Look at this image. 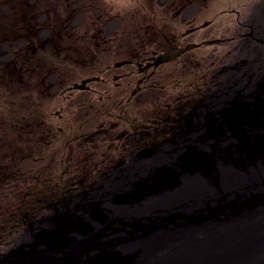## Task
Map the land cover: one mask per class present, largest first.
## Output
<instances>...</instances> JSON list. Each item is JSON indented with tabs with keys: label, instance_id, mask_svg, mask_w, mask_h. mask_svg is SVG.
Returning <instances> with one entry per match:
<instances>
[{
	"label": "rangeland",
	"instance_id": "1",
	"mask_svg": "<svg viewBox=\"0 0 264 264\" xmlns=\"http://www.w3.org/2000/svg\"><path fill=\"white\" fill-rule=\"evenodd\" d=\"M185 1L198 25L177 14L182 0H0V42L12 46L8 63L0 62V254L75 208L103 197L113 199L118 179L147 167L131 169L134 164L126 163L131 171L119 170L123 167L119 162L137 149L128 137L135 134V123L142 127L136 128L137 133L153 129L152 134L166 140L162 151L180 147L172 142L182 131L178 125L187 123L184 115L194 110L202 115L225 93L227 80L217 76L221 68L237 67L233 73L239 83L247 74L256 81L264 75V0ZM76 13L85 17L74 26L71 18ZM113 18L122 20L124 36L119 44L129 51L141 49L143 61L151 56L165 59L147 71L153 75L146 83V95L132 97L127 91L135 86L134 80L143 79L141 74L133 77L131 86L89 83L90 77L102 74L109 57L97 46L102 43L75 29H103ZM42 29L50 32L38 40ZM25 40L28 46H16ZM24 60L34 74L25 84V72L18 69ZM116 72L125 73L112 69ZM85 79L92 90L79 88ZM73 84L79 89H69ZM238 92L247 96L251 89L243 86ZM7 103L28 111L32 122L8 120ZM160 106L165 110L169 106L174 113L149 128L160 118L155 113ZM89 135L91 140H85ZM143 135L142 142L149 141ZM47 199L54 205L41 211ZM37 200L42 206L31 217L30 204L40 205Z\"/></svg>",
	"mask_w": 264,
	"mask_h": 264
},
{
	"label": "bare ground",
	"instance_id": "2",
	"mask_svg": "<svg viewBox=\"0 0 264 264\" xmlns=\"http://www.w3.org/2000/svg\"><path fill=\"white\" fill-rule=\"evenodd\" d=\"M259 78L250 76V95L237 92L224 100L197 121L193 137L160 157L165 173L149 170L151 163L147 172L144 167L120 182L111 195L121 194V200L108 202L104 214L106 223L133 222L128 226L133 232L138 224H159L176 213L190 219L140 232L104 248L105 255L95 253L87 264H264V75ZM231 111L238 117L226 124ZM202 136L209 140L199 141ZM180 153L183 159L176 161ZM198 155L206 161H197ZM245 197L252 205L237 207ZM90 205L81 210L91 211Z\"/></svg>",
	"mask_w": 264,
	"mask_h": 264
},
{
	"label": "flooded vegetation",
	"instance_id": "3",
	"mask_svg": "<svg viewBox=\"0 0 264 264\" xmlns=\"http://www.w3.org/2000/svg\"><path fill=\"white\" fill-rule=\"evenodd\" d=\"M182 2H183L182 4L180 3L181 4L180 7L176 8L177 14H181V18H182L183 21L188 20V22H192V23L194 22V24L198 25V22H197L196 19L195 20L191 19L192 18V12H193L192 6L188 7V5H185L186 4L185 0H182ZM81 3L82 2L80 1L78 5H80ZM161 4H163V3H161ZM164 4H165V2H164ZM195 4H197V3H195ZM73 8H74V6H73ZM84 17H85V15L82 14V13L81 14L80 13H78V14L76 13L74 15V17L71 18V20L73 19V22H71L72 23L71 25L77 26V24H79L81 21L84 20ZM101 17H103V16H101ZM14 18H16V17H14ZM101 20H102V18H101ZM110 20L111 19L107 18V14H106V21H110ZM67 21H68L67 24H69L70 21L68 19H67ZM112 21H113V23L106 24V27H104L103 29H101V28L95 29L97 33L95 32V30H91L90 31V29H86V31H85V29L83 27L81 29H75L76 33H78V32H84L85 33L86 32L88 35L90 34V36H91L90 39L91 40H98L100 43H102V45H103L102 47L99 46V45H97V46L100 47L101 50L103 48L102 52L104 54H106V57H109V61H106L105 70L102 72V74L99 77L98 76L97 77L96 76L90 77L89 79L91 80V82H89V83L103 82V83H106V85L112 83L113 85H115L117 87H120V86H122L124 84H128V85L131 86L132 83H133V80H132L133 77H135V79H136L141 74L143 79H140V80L136 79L137 81L134 80L135 86L134 87L132 86V88H130V90H127V91H129V92L131 91L130 92L131 93L130 96H132V97H135V96H138V95L142 96V94L146 95L147 92H148L146 90L148 88L146 83L150 80V77L153 75V73L148 74L147 71L149 69H155L156 65L159 64V63H162L163 60L165 61V59H164L163 56L162 57H158V58H155V56L154 57L151 56V58L143 61L142 58H141V53H142L141 49H138L137 47H135V48H132L135 51H129L130 48H126L125 45L119 44L118 41H121L123 39V36H124L123 31L120 28V25L122 24V20L120 18H113ZM84 25H87V22ZM69 26H70V24H69ZM39 31L40 32H39V36H38L39 39L38 40H42L45 37V35L47 34V32H50L47 29H42V30H39ZM96 34H98V35H96ZM31 39L32 38L30 36V38H29L30 42H31ZM25 42H26V40L23 41L20 45L16 44V46H22V45L24 47L28 46V44H25ZM188 46L190 47V45H188ZM112 47L113 48L115 47V49L112 50ZM245 47L246 46H244V48ZM11 48H12V46L8 45V42L7 43L6 42H0V62L1 63H8L9 57L11 56ZM247 48H250L249 42H248V47ZM251 51H253V49ZM113 52L115 54H117V55L112 57V53ZM248 52H250V51H248ZM25 58H26V56H24V59ZM25 61L26 60H24V64L21 63V62L18 63L19 71H23V73L25 72V74L23 75V78H22L23 79V84H25L27 82L30 83L31 80L33 79L31 76H34V74L32 75V72H31L30 68H28L25 65ZM10 65H12V64H10ZM244 65H245V63H243V66ZM117 68H120V69L118 70ZM112 69L113 70H117V71H125V73L120 74V73L116 72V74H114V73H112ZM234 69H237V67H235V68H221L218 71L217 76L221 75L220 78L222 80L223 79L227 80L226 84H228V85H227L226 89H224L223 86H222V88H220L221 91L224 89L225 91L224 90L223 91L225 93L223 94L221 92V94H223V95H219V98L214 103H211L212 105H210L208 110L204 109L205 110L204 113H202L200 111L199 114L202 113V115L197 116L198 114L196 115L195 110L192 111L191 113L189 112L190 114L187 113L189 115H184V118H185V120H187V123L181 124L178 121V123H180L181 125H178V124L177 125L180 126L179 128L182 131L179 134H177L178 136L174 139L175 142H172L173 144L174 143H176V145L183 144V143H185V141L187 139L193 137L195 135V133H196L197 121L199 119H202L206 115L207 112L215 111L216 109H218L224 100H227L228 98H230L231 96L236 94L238 92V90H241L243 88V86L244 87H246V86L248 87L250 75L249 74L244 75L243 79H244L245 82L242 81V83L241 82L239 83L237 81V79L234 78V73H233ZM106 73L112 74V78H109V79L107 78L106 79L105 78V74ZM16 74H17L16 76L19 78L20 76H18V72H16ZM38 77H40L39 82H42L40 80H42L44 78V75L43 76L40 75ZM89 79L82 80L81 81L82 86H80L79 88L83 89V90H92V88L89 87V83H87V81ZM52 80H54V77H50L49 81L52 82ZM126 81L128 83H125ZM78 86L79 85H77V84H73V87H71L69 89L72 90V89H74V87L79 89ZM218 93H220V92H218ZM15 99H17V98L11 99L10 100L11 103H14ZM11 103H7L4 106V110H5V112H7L5 117L8 120H12L13 123H14L16 117L19 119L20 122H25V119H27V123L30 124L32 122L30 113L28 111H24L22 109H17L15 107V105H12ZM197 105H199V104H196L195 106H197ZM159 108H160V110H158L155 113H156V117L158 115H161V116H160V118H157L153 122H150L149 128H151V124L156 127L157 123H158L157 121H160V123L163 122L162 121L163 120L162 116L165 117V116L169 115L170 113H174V112H170L172 109H169V106H168V108L166 110L165 109H161L162 108L161 106ZM9 109H15V110H9ZM7 110H9V111H7ZM161 111L165 112V114H161ZM193 115L197 116L194 120L191 119V117H194ZM177 120L178 119L172 121V123H176ZM132 124H131V126H132ZM136 125L137 124L135 123L132 126V129L135 131V132L134 131L133 132L135 134H130L128 137L130 138L131 142H133L132 144L137 146V149L132 151L131 153L129 152L127 157L123 158L119 162L118 166H123V167H121V169H119L120 172H122V173H124V171H131V169H135V168H138V167L140 169L141 167H143L145 165L154 163L163 154H166L167 150L168 151L170 150V149H167L166 151H162L161 150V146L164 144V142L166 140H164L163 137H161V135L159 133H158V135L152 134L151 131H153V129L150 130V131L137 133L138 130H136V128H142V127L136 126ZM149 128H148V126L144 127V129H149ZM142 134H144L143 136H145V137H150L149 141L143 143L142 140H144V139L141 136ZM88 138L90 139V135L87 136V138L85 140H87ZM124 150L126 151V149H124ZM126 163H128V164L131 163V164H134V165L131 167V169H129L128 167H126ZM129 176L130 175L125 176L121 180L118 179L117 185L120 182L126 181V180H128V179L133 177V176L132 177H129ZM126 177H128V178H126ZM105 179H106V176L104 177V180ZM102 186H103V188L105 187L104 185H102ZM93 194H94V192L92 193V195ZM90 195H91V193H90ZM67 200L68 199H65V201H67ZM37 202L40 203L41 201L37 200ZM53 202L54 201H51V200L49 201L47 199V200H43V203H42L43 205H46V206H42L41 203H40V205H37L36 203L35 204L34 203L30 204V206H32V207H30L31 212L29 214L32 217V216H34L36 214L35 210L38 209V207L40 208L42 206V208H40V210L43 211L46 208H49V206H53L54 205ZM68 204L70 205V202ZM26 218L29 219L28 217H26ZM25 222L26 221L22 220L23 224Z\"/></svg>",
	"mask_w": 264,
	"mask_h": 264
},
{
	"label": "water",
	"instance_id": "4",
	"mask_svg": "<svg viewBox=\"0 0 264 264\" xmlns=\"http://www.w3.org/2000/svg\"><path fill=\"white\" fill-rule=\"evenodd\" d=\"M238 108H241V104ZM235 115L238 117V114H235L234 111L225 115L227 116H224L225 123L229 124V121ZM227 118H230V120ZM204 126L206 127L205 123ZM198 140L208 141L209 137L205 138L202 136ZM199 156L201 157L202 155L196 156L197 161H206L207 157L199 158ZM174 159L176 161L182 160L183 153H180ZM158 160L152 163L150 167L147 165L149 170L157 169L165 173L168 167L166 169L164 167L167 165L158 162ZM148 168L144 172H147ZM201 171L203 174L206 173V171ZM120 196L121 194H118L113 199L108 198V200L103 197L106 200L105 203H102L104 199L101 198V202H94L90 205L91 211L81 210L80 208L76 212H68L69 215L60 216L53 222L48 223L46 229H41V231L22 241L7 253L0 254V264H87L95 253L98 256L105 255L104 248L109 251L110 246L118 247L127 240L135 239V235L138 236L140 232L145 234L149 229L153 231L161 230L170 224H184L190 219L181 213H176L171 217L161 219L159 224L154 221L138 224L134 232L128 230V226L133 225V222L130 221L121 226L112 219L106 223L104 215L106 213V204L108 202L118 203L119 199L121 200ZM232 198H235V196ZM245 200L242 206L238 204L237 207H249V205H252L250 199L245 197ZM200 216L202 215L200 214ZM115 228H119V230L114 231ZM127 232H131L134 236L126 237ZM106 236L109 237V240L104 242L103 239Z\"/></svg>",
	"mask_w": 264,
	"mask_h": 264
}]
</instances>
